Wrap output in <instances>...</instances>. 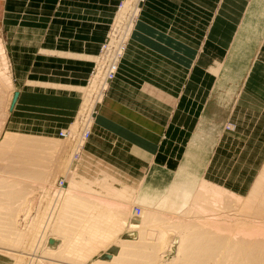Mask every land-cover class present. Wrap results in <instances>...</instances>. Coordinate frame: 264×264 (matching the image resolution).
Returning <instances> with one entry per match:
<instances>
[{
    "label": "crops",
    "instance_id": "1",
    "mask_svg": "<svg viewBox=\"0 0 264 264\" xmlns=\"http://www.w3.org/2000/svg\"><path fill=\"white\" fill-rule=\"evenodd\" d=\"M119 1H2L15 94L2 131L70 126ZM91 125L83 165L160 185L188 163L248 192L264 163V0H141Z\"/></svg>",
    "mask_w": 264,
    "mask_h": 264
},
{
    "label": "rangeland",
    "instance_id": "2",
    "mask_svg": "<svg viewBox=\"0 0 264 264\" xmlns=\"http://www.w3.org/2000/svg\"><path fill=\"white\" fill-rule=\"evenodd\" d=\"M137 3H138V0H123L120 7L115 10V14L109 25V33H110L109 36L111 38V42L117 43L116 39H118L119 36H123V35L125 36L130 32L131 27H132L131 20L137 12V8H136ZM1 12H2V3H1ZM0 19H1V15H0ZM0 72L1 73L4 72V76L1 75L2 77L0 78V90H1L0 94L2 95V101H3L0 104V113H1L0 114V143L2 144L4 141L2 145L3 148H1V144H0V150H1L0 151V250L4 251L2 252L3 254L0 253V264H114V263L115 264H131V263L134 264L135 262H136L135 264H146L147 263L146 261H148L146 260L147 255L144 258H143V255L147 254L149 250V246L146 247L147 244L149 245L151 244L150 250L153 249L152 252L154 250L155 251L158 250L156 252L154 251L156 255L158 254L157 256H155L156 259H158V261L160 260L159 262L157 261V264H173V262L174 264L176 263L186 264L184 263L183 258H181L182 256L181 257L179 256L182 253L178 251L180 237L178 234H176L177 232H175V229H173L175 228L173 226V224L175 225L174 223L175 220H176V223L179 221L185 222V220L187 221L186 223L188 222L192 223V221L197 222L195 223V225L199 224L200 227L202 226L204 229H208V230L210 228H211L210 230H214V229H217V227L224 230V228H222L224 227L223 226V223H224V225L226 224L227 228L229 227L230 230L233 227L232 228L233 230L231 231L235 230L236 236L238 237L235 239L237 240L238 239L241 240L242 237L245 240L249 239L247 238L248 236H246L245 234L249 235L251 234L250 232L258 230L259 227H260L259 229L261 228L264 229V209H262L264 208V200H262L263 199L262 196L264 194L263 193L264 190H262L264 189L263 187L264 185V177H263L264 176V163L261 169L259 170L255 180L253 181L249 191L241 196L233 194L227 190H224L222 188L213 186L205 182L202 178L199 177L196 170L194 168H191L190 165L187 163L188 165L187 164L183 165V167H181L173 176L172 175L166 176L164 178L165 185L163 184L162 186H166L168 185V183L170 184L171 182L174 183V186H175V184L177 183L175 187L178 186L180 188V191L179 190H178L179 192L177 191L178 194L176 193L178 197L174 193V195L176 196V199L178 198L177 200L175 199V204L177 203L176 204L177 208L179 207L178 204L183 202L182 196L184 195H182V193L184 194V189L182 186H184L185 184L186 186H191L192 189L195 190V191H192V194H191L192 200H189L188 201L189 203L185 201V203L183 202L182 204H179L181 205L180 207H182V209L180 210L182 212V213L180 212L181 214L177 212L178 209L175 208L176 211L175 209L169 210V208L167 209V206L165 207L167 210H165V208L163 209L162 207H160L161 210L163 209L161 211L159 210L160 208L156 206H159V204L162 203V200L160 201V203L159 201L156 202L157 204L156 206L153 204V202H151L153 205L151 204V206L150 205L147 206L146 203L144 204L141 201H138L136 199L137 194H138L137 192L139 191L141 192L149 184H152L155 187L157 186V184L156 185L153 184L152 180H147V181L152 182V183L148 182L147 186H146L147 181L146 182L143 181L141 183H126L105 169H97L96 166H91V165L88 166V164L83 165L84 147H85V143L87 139L89 138L91 134V131H90L88 138L85 140L84 147L81 152L82 157H80L79 160H74L72 158L73 151L74 150L76 151V149L78 148V146L76 147L77 142L80 145V143L84 141V139H82L81 132H83L86 127L85 123L92 122L91 112L94 109V102L97 101L96 99L99 98L97 96L94 98L93 95L96 91L99 92L98 89L101 88L100 84H98L99 82L98 74H94L93 76L91 74V77L89 78L87 84L81 89L82 98H81L80 106L77 109L76 114L70 126L66 128L68 132L70 133V137L63 138L59 136V131L61 129L58 130L57 135L54 137H33V136H28V135H24V134H20L16 132L8 131V130L5 132L2 131L3 123L7 116L8 108L11 105L12 101L15 99V94L12 93L13 86H12L11 76H10V72L8 68L5 48L3 46V42L1 38V31H0ZM2 78H4L5 80H3ZM64 129L65 128H63V130ZM8 134L13 135V137L15 136V138L22 137V138H28L31 141L32 140L37 141L34 143L44 142L46 143V145L33 147L34 149H38L37 152L32 151L33 153L30 154V156L32 155L33 158L32 157L27 158V155H26L25 157H22L24 159L23 160L21 157L17 158L19 157V156H16L17 151L13 152L12 149L9 151V149L5 148L6 139L4 137L6 135L8 137ZM51 146H54V147H51ZM77 150H79V148ZM11 155L12 156L14 155L16 157L12 159ZM8 157L10 158V160L12 159L13 162H16L15 165H13L14 163H12V160L11 161L8 160L9 159ZM16 158L17 160H15ZM18 159L19 160L21 159V160L18 162ZM26 159H29V161L27 162ZM31 160H34V161H32L31 163L30 162ZM17 166H18V169H17ZM60 180H64L65 182L64 187H63L65 191H62L61 194L58 193L59 189L57 188V184L59 183ZM80 181L82 183L85 182L84 184L87 183L88 185L93 187L94 190H91L90 188H86L85 190L80 189L79 187L77 188V185H75V183L80 182ZM189 181L190 183L188 184ZM258 184L262 185L260 187H263L262 189H259L258 191L259 195L261 196H259L257 193V197L258 198L261 197L259 199L256 197V195H254L255 187L259 188ZM144 185L146 186L145 188H143ZM158 186H161V185H158ZM186 186H184V188ZM76 189H79V191ZM118 189L119 191H123L120 194L121 196L119 195V192H117L118 194L115 192V190L118 191ZM67 190L69 193L67 192ZM113 190L115 194H113ZM125 190L127 194L129 195L123 194ZM197 192L200 194V196H197L198 198L196 197V195H199L197 194ZM250 192L252 196L250 195ZM179 193L181 195H179ZM72 194L73 196L76 195L75 197L78 196L77 197L79 198L78 201L80 200L79 205L81 204V202L85 201L84 203H87V204L89 203V205L93 204V206L95 204H99L102 206L100 207L103 209L104 208L107 209L109 206V209H107L109 211L107 210L106 211L110 213L111 212L113 213V210L115 212H118L119 211L118 209H120L121 213L119 211L118 213L114 212L113 214L120 213L122 215L127 212L126 216L127 215L130 216L131 213H134L136 209L140 208L138 210H141V212L137 210L135 211V214H139V213L141 214L143 212L144 214L145 213L147 214L148 212L150 214L155 213L158 216L160 215L161 217L160 216L159 217L162 218V220L160 218L159 219L161 221L164 220V222L166 221L164 224H166L165 229L167 230H165L164 232L165 234H163L164 238L162 237L165 243L161 244L160 240L159 241L156 240L158 239L157 237L158 235H156L158 232H154L153 234L155 235L153 236L154 239L153 238L149 239L150 237L146 236L145 238H148L149 240L143 239V241L145 240L144 242H146L147 244L144 242H141L142 244L140 245L143 247L142 248L140 247L139 243H136L138 245L137 246L134 243V241L136 242L138 241L137 239H139V242H140L141 233H138L140 228L139 229L135 228L134 230V228H130V227L126 228L124 226L125 228L123 227L121 231L119 232L115 231V234L112 233L114 235L111 236V234H109L111 237L107 235L109 238L107 240H104L105 241V242L103 241L104 243H98V246H97L98 248L96 247V249L93 252H91L89 255H86V257L82 258V252H80L79 250L76 251L77 248L75 249L77 245H71V244L69 245L68 244L69 242H67V239L62 237L63 235H60L61 233H58V231H60V228L64 227L68 229L69 227L68 224L70 221H73V222L75 221V223H77L76 221L80 220L79 216L81 215L82 210L81 209L77 210V208H73L74 206H76L75 204H78L77 203L78 201H76L77 199L73 197ZM68 196H70L71 198L73 197V199L71 200L73 201L72 203H67V201H64V200H67ZM122 196H125L126 198L125 197L123 198ZM129 196H132V197L129 198ZM179 197L181 200H179ZM251 197H253L254 199ZM69 198H68V201H69ZM83 198H86V199H83ZM90 198L91 199L93 198L94 200L93 199L91 200ZM199 198L202 201L201 200L199 201ZM194 199L196 200L198 199L199 202H195ZM57 200H60V201H57ZM98 201H100V203H98ZM102 201H104L105 203ZM164 203H167V202H163L162 204ZM195 203L198 205H196ZM67 204H71V205L67 206ZM105 204L106 206L104 207L103 205ZM183 204H186V206ZM201 204H204V205H201ZM132 209H133V212H132ZM258 209H261L262 214H261V211L259 212ZM175 212H177L178 215L175 214ZM212 218H214L213 220L217 221V223L214 222L216 225L215 224L209 225L210 224L209 219H212ZM57 221H59L60 224L62 225H60L59 222L57 223ZM61 221H63L64 223ZM147 222L148 221H146V223ZM168 222H171L172 225H170L171 223L167 225ZM56 223L58 224V227L56 226L57 225ZM71 223H70L69 231L72 232V235L71 234L69 235L73 236V234L74 235L77 234L76 232L77 227L75 228V225H73V223L71 225ZM149 223L150 222H148V224ZM154 223L152 222L153 226L151 227H154ZM148 224L146 225L148 226ZM164 224H162L163 227H165ZM147 226L145 227L144 225L142 227H145V228L143 229L141 227V229L148 231V228H149V231H150L151 227L150 226L147 227ZM159 227L161 228L162 226L159 225ZM57 228L59 229L56 230ZM227 228L225 227V229ZM163 229L164 228H162V230ZM136 231L139 235L136 233ZM246 231H248L249 233ZM134 234L135 236L132 237V235ZM240 235H242V237ZM243 235H245L246 237ZM20 237H21V240L19 239ZM50 239L55 240L54 244L49 243ZM108 240L111 242H109ZM99 244L100 245L102 244V245L100 246ZM122 246H124V248ZM128 247H130V250L133 248L135 249V251H139L138 253L142 251L140 249H143L144 253L146 251L147 252L145 254H142L141 252L139 255H142V256L137 257V254H135L137 252H132L134 251L133 249L130 252ZM144 247H146L147 250H145ZM123 249L125 250V252ZM122 251L126 254L127 258L125 257V254ZM176 251H178V253L180 254L177 255ZM5 252H8V254L17 253L18 255H14V256L13 254L5 255L4 254ZM161 256H162V259H161ZM139 257L141 260L139 259ZM136 258L138 259V261L136 260ZM178 260L179 262L180 261L181 262L180 263L175 262Z\"/></svg>",
    "mask_w": 264,
    "mask_h": 264
},
{
    "label": "bare ground",
    "instance_id": "3",
    "mask_svg": "<svg viewBox=\"0 0 264 264\" xmlns=\"http://www.w3.org/2000/svg\"><path fill=\"white\" fill-rule=\"evenodd\" d=\"M1 3H2V0H0V15H1ZM2 71V70H1ZM4 76V72H0V78L2 77V76ZM7 76V75H6ZM3 80H5L4 78H2ZM4 82V81H3ZM4 88V87H3ZM100 89H102L103 90V87L101 86V88ZM4 90V89H3ZM0 92H1V90H0ZM104 92H105V89H104ZM98 97V96H97ZM97 100V99H96ZM1 102H3L2 101V95L0 94V104H1ZM1 114V113H0ZM3 117V116H2ZM87 129V125H86V127H85V129H84V131ZM83 131V132H84ZM13 137V135H9L8 134V137H7V135L4 137L6 140H7V138H8V140L6 141L5 140V148L6 149H9V151L12 149L13 150V152L14 151H17L16 153L18 154H16V156H19V157H17V158H22V157H25L26 155H27V158H31L32 157V155L30 156V154H32L34 151H38V149H34L33 147H38V146H43V145H46V143H42V142H40V143H34V142H37V141H31L30 139H28V138H18V137H16L15 138V136ZM10 137V138H9ZM67 137H70V133H69V135L67 136ZM67 137H63V138H67ZM82 139H84V137H83V134H82ZM3 143H4V141H3ZM3 143L1 144V148H3L2 147V145H3ZM80 143V142H79ZM48 145V144H47ZM51 147H54V146H51ZM78 148H80V145L78 144ZM77 148V149H78ZM77 149H76V151H77ZM51 150V149H50ZM49 150V151H50ZM1 151V150H0ZM6 151H8V150H6ZM33 151V152H32ZM52 151V150H51ZM53 151H55V150H53ZM3 152V151H2ZM7 153V152H6ZM9 153H11V152H9ZM35 155V154H34ZM8 156V155H7ZM12 156V155H11ZM10 156V157H11ZM14 156V155H13ZM12 156V159H14L16 156H14L13 157ZM28 156H30V157H28ZM9 158V157H8ZM17 158L15 159V160H17ZM33 158V157H32ZM35 158V157H34ZM11 159V160H12ZM23 159V158H22ZM39 159V158H38ZM8 160H10V158L8 159ZM10 160V161H11ZM21 160V159H20ZM19 159H18V162L20 161ZM24 160V159H23ZM27 160V162L29 161V159H26ZM25 160V161H26ZM32 161H34V160H31L30 162L32 163ZM17 162V163H18ZM24 162V161H23ZM9 163V162H8ZM12 163H14L13 165H15V163L16 162H13V160H12ZM10 165H12V164H10ZM17 165H19V164H17ZM188 165V164H187ZM186 167V166H185ZM184 167V168H185ZM15 168H16V166H15ZM189 168V167H188ZM17 169H18V166H17ZM183 173V172H182ZM192 176V175H191ZM264 177V176H263ZM262 177V178H263ZM154 178V177H153ZM176 178V177H175ZM193 178V177H192ZM149 180H151V179H149ZM177 180V179H176ZM179 180H180V178H179ZM263 180V179H262ZM64 181V180H63ZM182 181V180H181ZM81 182V181H80ZM77 182V183H75V185H77V188L79 187L80 189H86V188H90L91 190H94V188L93 187H91L90 185H88L87 183L86 184H84L85 182ZM148 182L150 183L151 181H147V184H146V186L148 185ZM171 182V181H170ZM262 182V181H261ZM152 183V182H151ZM184 183V182H183ZM190 183V181L188 182V184ZM64 184H65V182H64ZM154 184V183H153ZM164 184V183H163ZM163 184H160L161 186L163 185ZM167 184V183H166ZM177 184V183H176ZM176 184H175V186H176ZM263 184V183H262ZM165 185V184H164ZM179 185V184H178ZM183 185V184H182ZM191 185V184H190ZM259 185V184H258ZM257 185V186H258ZM145 185H144V187L143 188H145L146 187ZM153 186L152 184H149L144 190H142L141 192L139 191V192H137L138 194H137V200L138 201H141L142 203H146L147 204V206H151V202H153V204L156 206L157 204H156V202H158L159 201V203H160V201L162 200V203L163 202H167V203H164V204H162V203H160L161 204V206H160V204H159V206H156V207H158V208H160V207H162L163 209L167 206V209L169 208V210L171 209H178V213L179 214H181L182 212L180 211L181 209H182V207H180L181 205H179V204H182L183 202L185 203V201H189V200H192V191H195V190H193L192 189V187L191 186H186V184L184 185V186H186L185 188H184V186H182L183 187V189H184V194L182 193V195H184V196H182L183 198H182V200H183V202L182 203H179L178 204V208L176 207L177 205V203L175 204V199H176V196L175 195H177L178 194V192L180 191V188L178 187H175L174 186V183H168V185H166V186ZM168 186V187H167ZM180 186V185H179ZM260 186H262V185H259V188L258 187H255V190H254V192H255V194L254 195H256V197H257V193H258V191H259V189H262L263 187H264V185H263V187H260ZM64 185L63 186H61V187H59V185L57 184V188L59 189L58 191V193L59 194H61L62 193V191H65L64 190ZM63 188V189H62ZM141 188H142V186H141ZM195 188V187H194ZM212 188V187H211ZM214 188V187H213ZM161 189H162V191H161ZM163 189H164V191H163ZM182 189V188H181ZM76 190H78L79 191V189H76ZM87 190H89V189H87ZM179 190V191H178ZM262 190H264V189H262ZM261 190V191H262ZM75 191V190H74ZM73 191V192H74ZM178 191V192H177ZM67 192H68V190H67ZM80 192H81V190H80ZM115 192L117 193V192H119V195L121 194V192H123V191H119V189H118V191L117 190H115ZM125 192H126V190H125ZM123 193V194H125V195H129V194H127V192L126 193ZM263 192V191H262ZM69 193V192H68ZM174 193H175V195H174ZM177 193V194H176ZM201 193V192H200ZM264 193V192H263ZM71 194V193H70ZM73 194H75V193H73ZM73 194H72V196H73ZM113 194H115L114 193V190H113ZM118 194V193H117ZM116 194V195H117ZM122 194V195H123ZM197 194H199L198 192H197ZM204 194V193H203ZM261 194V193H260ZM64 195V194H63ZM115 195V196H116ZM179 195H181L180 193H179ZM250 195H251V192H250ZM253 195V196H254ZM258 195H259V193H258ZM71 196V195H70ZM70 196H68V198L70 197ZM76 196V195H75ZM75 196H73V197H75ZM81 196V195H80ZM121 196V195H120ZM197 196H200V194L199 195H196V197ZM226 196V195H225ZM252 196V195H251ZM259 196H261V195H259ZM73 197L71 198H69V201H71L72 199H73ZM78 197V196H77ZM77 197H75L77 200L76 201H78V199L79 198H77ZM123 198L125 197V196H122ZM132 196H129V198H131ZM177 197H178V195H177ZM255 197V196H254ZM68 198H67V200H64V201H67V203H72L73 201H71V202H69L68 201ZM74 198V199H75ZM82 198V197H81ZM80 198V199H81ZM122 198V199H123ZM126 198V197H125ZM198 198V197H197ZM202 198V197H201ZM251 198H253V197H251ZM258 198V197H257ZM259 198H261V197H259ZM258 198V199H259ZM262 200H264V194H263V196H262ZM65 199V198H64ZM83 199H86V198H83ZM83 199H82V201H83ZM91 199V198H90ZM93 199V198H92ZM91 199V200H92ZM178 199V198H177ZM176 199V200H177ZM211 199V198H210ZM228 199V198H227ZM254 199V198H253ZM88 200V199H87ZM90 200V201H91ZM94 200V199H93ZM95 200H97V199H95ZM179 200H181L180 199V197H179ZM195 200V202H199L201 199L199 198V201H198V199L196 200V199H194ZM206 200V199H205ZM257 200V199H256ZM57 201H60V200H57ZM75 201V200H74ZM75 201V202H76ZM101 201V200H100ZM100 201H98V203H100ZM105 201V200H104ZM104 201H102V202H104ZM202 201V200H201ZM204 201V200H203ZM248 201H250V200H248ZM254 201V200H253ZM252 201V202H253ZM85 202V201H84ZM84 202H81V204L79 205V203H80V200L77 202L78 204H75L76 206H74L73 208H77V210L78 209H81L82 210V212H81V215L79 216V218H80V220H78V221H76L77 223H75V221L73 222V221H70L69 222V227H70V223L72 222L73 223V225H75V228L77 229V234H73V236H71L72 235V232H70L69 231V227H68V229L67 228H60V231H58V233H61L60 235H63L62 237H64L65 239H67V242H69L68 244L70 245H77V247H75V249L77 248V250L76 251H80V252H82V258H84V257H86V255H89L91 252H93L95 249H96V247L98 246V243H104L105 241L104 240H107L109 237L108 236H110L109 234H111V236L112 235H114L115 234V231H121L122 229H123V227L125 226L126 228L127 227H130V228H134V230H135V228L137 229H139L140 228V230L138 231V233H141L140 234V236H141V238H140V242H139V239H137L138 241H134V243L136 244V243H139V245L140 244H142L141 242H144L146 239L147 240H149V239H151V238H153V236H155V235H153L154 234V232H158L156 235H158L157 237H158V239H156V240H160V243L161 244H164L165 242L163 241L164 239V235L163 234H165L164 232H165V230H167V229H165L166 228V224H164L165 222H164V220L163 221H161L162 220V218H160L157 214H155V213H148L147 212V214L145 213L144 214V212L143 213H139V214H135V211H137L138 209H140V208H138V209H136L135 211H134V213H128V214H130V216L129 215H127L126 216V213L125 214H120L121 213V211H120V209H118L119 211H120V213L119 214H113L115 211L113 210V213L111 212H107V211H109V210H107V209H109V206H108V208L106 209V208H101L102 206L101 205H99V204H95L94 206H93V204H91V205H89V203L87 204V203H84ZM108 202V201H107ZM137 202V201H136ZM177 202V201H176ZM186 202V203H187ZM194 202V201H193ZM192 202V203H193ZM205 202V201H204ZM91 203V202H90ZM105 203V202H104ZM103 203V204H104ZM189 203V202H188ZM211 203V202H210ZM209 203V204H210ZM214 203V202H213ZM225 203V202H224ZM152 204V205H153ZM196 204V203H195ZM250 204V203H249ZM71 204H67V206H70ZM73 205V204H72ZM97 205V206H96ZM183 205H185L186 206V204H183ZM196 205H198V204H196ZM201 205H204V204H201ZM66 206V207H67ZM101 206V207H100ZM104 207L106 206V204L105 205H103ZM194 206V205H193ZM229 206V205H228ZM227 206V207H228ZM247 206V205H246ZM262 206H263V204H262ZM79 207V208H78ZM125 207V206H124ZM184 207V206H183ZM190 207V206H189ZM231 207V206H230ZM70 208V207H69ZM68 208V209H69ZM111 208V207H110ZM127 208H128V206H127ZM137 208V207H136ZM153 208H154V206H153ZM157 208V209H158ZM206 208V207H205ZM213 208V207H212ZM245 208V207H244ZM260 208H262V207H260ZM112 209V208H111ZM113 209H114V207H113ZM125 209V208H124ZM130 209V208H129ZM162 209V210H163ZM166 208H165V210H167ZM176 209H175V211H176ZM191 209V208H190ZM230 209V208H229ZM228 209V210H229ZM247 209V208H246ZM262 209H264V208H262ZM70 210V209H69ZM107 210V211H106ZM123 210V209H122ZM131 210V209H130ZM159 210H161V208L159 209ZM161 210V211H162ZM184 210V209H183ZM200 210V209H199ZM223 210V209H222ZM259 210V212L261 211V209H258ZM85 211V212H84ZM117 211V210H116ZM118 211V212H119ZM129 211V210H128ZM138 211H140L141 212V210H138ZM118 212H115V213H118ZM130 212V211H129ZM132 212H133V209H132ZM154 212V211H153ZM170 212V211H169ZM173 212V211H172ZM177 212H175V214H177ZM181 212V213H180ZM183 212H185V211H183ZM219 212V211H218ZM247 212V211H246ZM123 213H124V211H123ZM188 213V212H187ZM211 213V212H210ZM186 214V213H185ZM261 214H262V211H261ZM178 215V214H177ZM183 215V214H182ZM187 216V215H186ZM196 216V215H195ZM163 217V216H162ZM177 217V216H176ZM180 217V216H179ZM74 218V217H73ZM161 220H160V219ZM178 218V217H177ZM258 218V217H257ZM76 219H78V218H76ZM173 219H175V218H173ZM180 219V218H179ZM214 218H212V219H209V221H210V224L209 225H211V224H215V223H217V221L216 220H213ZM67 220V219H66ZM70 220V219H69ZM182 220V219H181ZM64 221V220H63ZM63 221H61V222H63ZM146 221H148V222H150L149 224H151V225H149L148 224V222L146 223ZM159 221H160V223H159ZM177 221H179V220H177ZM247 221V220H246ZM59 221H57V223H58ZM65 222V221H64ZM63 222V223H64ZM68 222V221H67ZM152 222L154 223V227H151V226H153L152 225ZM159 223V225L160 226H162L161 228L159 227V225H158V223ZM163 222V223H162ZM174 222V221H173ZM187 221L185 220V222L184 221H182V222H177L176 223V220H175V225L173 224V226L175 227V228H173V229H175V232H177L176 234H178L179 235V237H180V240H179V238H178V240H179V246H178V251L179 252H181L182 254L181 255H179L180 253H178V251H176L177 252V255H179L181 258H183V261H184V263H186V264H264V229H259L258 228V230H256V231H252V232H250L251 234H249V235H247V234H245L246 236H248L247 238H249V239H243V237H242V235H240L241 237H242V239L241 240H237V239H235V238H238L237 236H236V233H235V230L234 231H231V230H233L232 228H231V230L229 229V227L227 228V226H226V224L224 225V223H223V226L224 227H222V228H224V230L223 229H220V228H218L217 226V229H214V230H208V229H204L202 226L200 227V225L199 224H197V225H195V223H197V222H193L192 221V223L190 222H188V223H186ZM212 222V223H211ZM215 222V223H214ZM220 222H222V221H220ZM240 222V221H239ZM23 223H24V221H23ZM56 223V224H57ZM72 223H71V225H72ZM164 224L165 225V227H163V225L162 224ZM169 223H171V222H168V224L167 225H169ZM59 224H60V222H59ZM146 224H148V226L146 225ZM232 224V223H231ZM251 224V223H250ZM60 225H62V224H60ZM67 225V226H68ZM77 225V226H76ZM145 225V227L147 226V227H151V230L149 231V228H148V231H145V230H143L145 227H142V226H144ZM170 225H172V223L170 224ZM216 225V224H215ZM214 225V226H215ZM236 225V224H235ZM240 225V224H239ZM53 226V225H52ZM57 227H58V224L56 225ZM229 226V225H228ZM245 226V225H244ZM16 227V226H15ZM124 227V228H125ZM141 227L143 228V229H141ZM159 229H158V228ZM169 227H171V226H169ZM210 227V226H209ZM208 227V228H209ZM225 227L227 228V229H225ZM235 227V226H234ZM240 227V226H239ZM242 227V226H241ZM74 228V227H73ZM118 228V229H117ZM129 228V229H130ZM153 228V229H152ZM156 230H155V229ZM162 228H164L163 230H162ZM215 228V227H214ZM59 228H57L56 230H58ZM78 229H80V230H78ZM114 229V230H113ZM129 229H128V231H129ZM159 231H158V230ZM172 229V230H173ZM18 230V229H17ZM112 230H113V232H112ZM146 230H147V228H146ZM177 230V231H176ZM142 231H144V232H142ZM242 231V230H241ZM241 231H239V232H241ZM244 231V230H243ZM250 231V230H249ZM167 232V231H166ZM246 232H248V231H246ZM245 232V233H246ZM57 233V234H58ZM75 233V232H74ZM112 233H114V234H112ZM136 233H137V231H136ZM137 233V234H138ZM249 233V232H248ZM52 234V233H51ZM69 234H71V235H69ZM117 234V233H116ZM144 234V235H143ZM241 234V233H240ZM108 235V236H107ZM118 235V234H117ZM139 235V234H138ZM177 235V236H178ZM245 235H243V236H245ZM110 236V237H111ZM133 236H135V234L134 235H132V237ZM139 236V237H140ZM146 236H148V237H150L149 239L148 238H145ZM152 236V237H151ZM236 236V237H235ZM238 236H239V234H238ZM245 236V237H246ZM256 236V237H255ZM19 237V236H18ZM118 237V236H117ZM138 237V238H139ZM163 237V238H162ZM20 240H21V237L19 238ZM44 239V238H43ZM55 239V238H54ZM54 239H50L49 240V243H53L54 244V242H55V240ZM101 239H103V240H101ZM110 239H112V238H110ZM109 239V240H110ZM143 239H145L144 241H143ZM154 239V238H153ZM108 240V241H109ZM119 240V239H118ZM161 240H162V242H161ZM43 241V240H42ZM104 241V242H103ZM109 242H111V241H109ZM115 242V241H114ZM119 242V241H118ZM133 242V241H132ZM93 243H95L96 244V246H95V244H93ZM120 243V242H119ZM118 243V244H119ZM124 243V242H123ZM127 243H129V242H127ZM144 243H146V242H144ZM87 244V245H86ZM88 244H90V245H88ZM131 244V243H130ZM147 244V243H146ZM145 244V245H146ZM158 244V243H157ZM50 245V244H49ZM100 245V244H99ZM102 245V244H101ZM100 245V246H101ZM137 245V244H136ZM135 245V246H136ZM94 246V247H93ZM130 246V245H129ZM132 246V245H131ZM134 246V245H133ZM138 246V245H137ZM136 246V247H137ZM149 246V250H148V252H147V254H145L144 253V251H143V249H140V250H142L141 252H142V254H145V255H143V258L144 257H146V255H147V259L146 260H148V261H146V260H144V261H146L148 264H157V261H158V259H156V257L155 256H157L156 255V251H158V250H154L153 252H152V250H150V247H151V244L149 245V244H147L146 245V247H148ZM123 248H124V246H122ZM140 247H142L141 245H140ZM146 247H144L145 248V250H147L146 249ZM156 247V246H155ZM98 248V247H97ZM104 248V247H103ZM129 248V250H130V247H128ZM127 248V249H128ZM139 248V247H138ZM137 248V249H138ZM143 248V247H142ZM160 248V247H159ZM162 248V247H161ZM126 249V250H127ZM133 249V248H132ZM132 249L130 250V252L132 251ZM155 249V248H154ZM157 249V248H156ZM5 250V249H4ZM124 250V249H123ZM134 251H132V252H137V253H135V254H137V257L138 256H142V255H139L140 253H138L139 251H135V249H133ZM139 250V249H138ZM162 251V250H161ZM2 252H4V251H1L0 250V253H2ZM9 252V251H8ZM8 252H5L4 254L5 255H9V254H13V256L14 255H18L17 253H9L8 254ZM123 252V251H122ZM124 252H125V250H124ZM123 252V253H124ZM127 252V251H126ZM129 252V251H128ZM165 252V251H164ZM190 252H192V253H190ZM7 253V254H6ZM160 253V252H159ZM3 254V253H2ZM125 254V253H124ZM131 254V253H130ZM134 254V253H133ZM55 255V254H54ZM176 255V256H177ZM56 256V255H55ZM128 256V255H127ZM178 256V257H179ZM125 257H126V254H125ZM134 257V256H133ZM135 257H136V255H135ZM159 257V256H158ZM157 257V258H158ZM179 257V258H180ZM88 258H89V256H88ZM127 258V257H126ZM142 258V257H141ZM133 259V258H132ZM139 259H140V257H139ZM161 259H162V256H161ZM118 260V259H117ZM119 260H121V259H119ZM136 260L138 261V259L136 258ZM141 260V259H140ZM180 260V259H179ZM179 260L178 261H175V262H179ZM182 260V259H181ZM116 261V260H115ZM135 261V260H134ZM160 261V260H159ZM158 261V262H159ZM100 262V261H99ZM121 262V261H120ZM145 262V263H146ZM181 262V261H180ZM179 262V263H180ZM123 263H124V261H123ZM136 263V262H135ZM134 263V264H135ZM146 263V264H147ZM161 263V262H160ZM115 264V263H114ZM131 264H133V263H131ZM173 264H174V262H173ZM177 264V263H176ZM183 264V263H182Z\"/></svg>",
    "mask_w": 264,
    "mask_h": 264
},
{
    "label": "built area",
    "instance_id": "4",
    "mask_svg": "<svg viewBox=\"0 0 264 264\" xmlns=\"http://www.w3.org/2000/svg\"><path fill=\"white\" fill-rule=\"evenodd\" d=\"M141 0H138V3H137V12H138V6H139V2ZM123 0H120L119 1V4H118V7H120V5L122 4ZM137 12L135 14V16H133L132 18V24H133V21L137 15ZM110 33L108 32V35H107V38L106 40L103 42V44L101 45V48H100V52H99V55L97 56V59L95 61V64H94V69H93V72H92V76L94 74H98L99 76V82L98 84H100V86L103 87V90L102 89H98L99 92H95L93 97L95 98L96 96H98L99 98L97 99V101L94 102V109L92 110L91 112V117H92V114H93V111L95 110L96 108V105L98 103H100V101L102 100L103 98V95H104V89L106 90L107 88V85L108 83L115 77L117 71H118V67H119V62H120V59H121V56H122V51H123V48H124V42H125V39L127 37V35H123V36H119L117 40V43L115 42H111V38H110ZM92 123V122H91ZM91 123L87 122L85 123V125H87V129L84 131V132H81L83 134V137H84V141L82 143H80V148L79 150L77 151H73L72 153V158L74 160H79L80 157H82V149L84 147V143H85V140L88 138L89 134H90V131H91ZM69 135V132L68 130L65 128L64 130L61 129L59 131V136L61 137H67ZM78 146V142H77V145L76 147ZM59 187L63 186L64 185V181L63 180H60L59 183H58Z\"/></svg>",
    "mask_w": 264,
    "mask_h": 264
}]
</instances>
